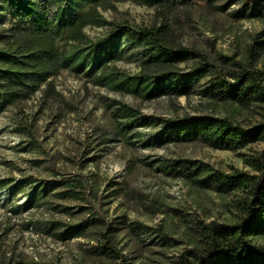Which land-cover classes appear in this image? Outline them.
<instances>
[{
    "label": "rangeland",
    "instance_id": "rangeland-1",
    "mask_svg": "<svg viewBox=\"0 0 264 264\" xmlns=\"http://www.w3.org/2000/svg\"><path fill=\"white\" fill-rule=\"evenodd\" d=\"M139 1L106 0L98 11L114 24L165 26L169 45L200 52L229 81L230 73L240 70L264 75V19L242 13L253 1L215 0L210 6L167 0L156 7ZM108 30L87 26L84 33L94 41ZM140 63L136 58L122 60L108 64L107 71L138 73ZM197 65L189 60L167 70L184 73ZM206 82L187 95L143 101L98 84L93 76L62 70L52 78L51 93H37L4 110L0 182L28 176L47 180L58 172L83 184V198L74 202L55 197L25 208L27 189L10 195L7 186L0 185V264H181L186 251L203 252L201 225L236 224L249 197L245 186L221 194L185 177H169L163 165L196 160L224 173L255 174L248 161L264 150V141L237 151L213 149L200 141L147 145L160 129L148 117L212 116L245 129L264 123V102L216 100L203 93ZM119 102L136 109V119L146 122L116 117ZM56 205L67 207L66 212ZM92 216L100 221L86 236L67 242L42 230L51 219L73 223ZM251 243L264 246V235L251 238ZM104 245L118 256L103 251Z\"/></svg>",
    "mask_w": 264,
    "mask_h": 264
},
{
    "label": "trees",
    "instance_id": "trees-1",
    "mask_svg": "<svg viewBox=\"0 0 264 264\" xmlns=\"http://www.w3.org/2000/svg\"><path fill=\"white\" fill-rule=\"evenodd\" d=\"M106 0H0V115L9 107L29 101L37 93L53 91L52 78L66 70L86 74L98 84L113 91L130 94L143 101L164 95H187L203 79L206 96L219 101L250 104L264 102V75L240 70L230 73L227 80L215 65L200 52L172 47L165 39V26H134L110 23L98 11ZM125 1V0H121ZM215 0H177L175 3H206ZM242 13L250 18L264 19V0H251ZM149 7L165 5L167 0H141ZM221 9L224 6L219 7ZM87 26L109 27L108 33L90 40L84 33ZM66 40L65 46L60 41ZM74 45H68V42ZM140 61V71L128 74L116 68L107 71L110 63L122 60ZM189 60L198 61L187 72L167 70ZM122 120H134L138 111L119 102L114 110ZM160 129L148 140L149 146L167 143L200 141L213 149L237 151L258 141H264V123L250 129L212 116H186L177 120L148 117ZM144 120L146 119H136ZM32 144V143H29ZM255 174L235 170L224 173L196 160H177L163 165L165 175L185 177L190 182L225 194L246 187L244 215L233 225L215 221L201 225L205 248L186 251L181 264H264V246L251 243V238L264 235V150L248 161ZM10 195L25 190L28 208L38 201L45 203L55 197L81 202L83 184L59 177L52 172L47 180L32 176L1 180ZM60 211L67 207L56 205ZM100 221L87 217L73 223L49 220L42 230L60 242L86 236L89 228ZM38 228V227H36ZM150 229V228H145ZM118 256L111 246L101 247Z\"/></svg>",
    "mask_w": 264,
    "mask_h": 264
}]
</instances>
